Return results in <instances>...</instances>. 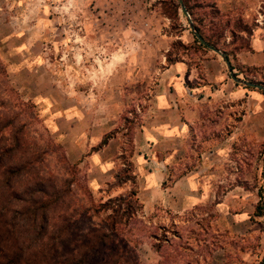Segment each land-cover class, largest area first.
<instances>
[{
  "label": "rangeland",
  "instance_id": "1",
  "mask_svg": "<svg viewBox=\"0 0 264 264\" xmlns=\"http://www.w3.org/2000/svg\"><path fill=\"white\" fill-rule=\"evenodd\" d=\"M171 1L179 3L0 0V123L14 120L0 133V150L19 143L4 157L3 165L18 168L32 163L30 170L25 166L12 177L13 187L20 191L40 180L60 188L61 202L50 210L51 215L65 217L75 232L66 230L57 241L59 256L64 258L89 251H77L81 246L73 239L93 230L109 232L117 216L119 233L99 246L88 264H264V216H259L258 208L264 204V92L233 81L227 67L242 97L222 96L200 111L194 129L186 130L181 140L159 138L154 150L150 139L151 151L143 150L145 157L141 156L144 162L157 151L160 159L165 157L160 149L166 151L165 189L206 162L204 173L214 198L196 211L181 214L159 205L148 211L139 198L143 181L136 175L138 137L142 132L147 137L149 129L164 122L189 123L190 103L172 111L156 106L162 72L179 62L190 66V61L201 70L205 56L216 55L194 42L187 16L180 9L177 18ZM215 1L223 14L216 23H230L223 39L226 44H237L239 38L250 44L254 39L264 41V0ZM245 25L251 35L238 34L236 41L230 31ZM123 54L128 55L126 61ZM113 57L121 61L117 70L110 66ZM249 57L258 65L230 58L234 73L245 81L264 82V56ZM100 130H107L102 141L86 147L82 136L98 135ZM107 135H111L109 142L114 140L108 155L111 149L119 155L115 169L101 174L91 156L109 144L101 146ZM3 174L2 170L0 185L5 184ZM126 178L134 183L127 179L123 184ZM132 191L137 197L130 207L126 202L105 205ZM225 198L226 227L220 221L224 205L219 203ZM237 215L252 222L256 232L250 236L248 228L235 229ZM17 218L24 224L25 217ZM47 233L37 240L33 231L19 229L14 237L29 246L25 259L43 257L52 243V228ZM12 252L16 250H7Z\"/></svg>",
  "mask_w": 264,
  "mask_h": 264
},
{
  "label": "crops",
  "instance_id": "2",
  "mask_svg": "<svg viewBox=\"0 0 264 264\" xmlns=\"http://www.w3.org/2000/svg\"><path fill=\"white\" fill-rule=\"evenodd\" d=\"M251 47V51L240 53L237 58L243 65L257 66L258 64L249 55L263 57L264 41L254 39ZM210 52L214 51L210 50ZM215 54L208 53L205 56V59L202 61L201 70L192 65L191 61L190 66L188 62H179L166 67L161 74L160 84L157 86L156 106L172 111L180 107H188L187 103H190V110H186L187 114L185 112L189 123L182 122L180 124L178 119L174 121V124L173 122H164L157 128L153 127L155 128L154 130L149 129L150 133L147 137L144 135L145 132H142V135L136 141L138 145V156H136L138 157V159L136 158V166L138 168L136 175L143 181L139 198L142 200L144 208L148 211L152 210L154 206L159 205L181 214L188 210L196 211L199 206L208 204L214 198L213 186L208 178V174L204 173L208 168L206 162L198 163L188 173L179 177L170 188L165 189L164 183L169 177L168 154L163 155V152L166 151L160 149L159 154L165 156L160 159L158 158L157 151H152L153 158L147 159L144 162L141 161V156L145 157L142 154L143 150L147 149L151 151V147H149L150 139L154 140V142L151 141L153 145L150 144L153 149L157 147V140L159 138H164V140L171 138H175L172 140H181L186 130L194 129L195 124L200 119V111L205 106H212L218 102L222 96L227 94L232 100L242 97V90L228 77L225 60L219 54ZM127 56L123 54L122 59L126 61ZM120 63V60L117 61L113 57L110 65L113 66L112 70H117V66ZM200 72L202 73L201 76ZM107 130L110 131L112 129ZM106 131L100 130V134L98 135L86 134L82 136L83 140L84 138L87 140L86 147H88V144L91 147L98 145L102 141ZM113 142L114 140L110 141L104 149L95 152L91 156L92 161L101 174H107L115 169V158L119 153L115 152L116 149H111L112 155H108L107 153L108 149L112 147ZM113 154H115L114 157ZM93 184H96L98 189L102 188L97 181ZM219 203L224 205L220 221L223 220L226 227V198L223 202ZM218 210L221 212V209ZM234 222H236L235 229L246 230L248 228L250 236L253 232H256L253 228V223L250 222V224L245 216L237 215L234 217Z\"/></svg>",
  "mask_w": 264,
  "mask_h": 264
},
{
  "label": "trees",
  "instance_id": "3",
  "mask_svg": "<svg viewBox=\"0 0 264 264\" xmlns=\"http://www.w3.org/2000/svg\"><path fill=\"white\" fill-rule=\"evenodd\" d=\"M184 3L192 20L196 24L197 31L209 45L219 49L223 53H226L229 60L231 57L237 58L240 53L252 50L251 44L247 43L246 39H238V34L245 35V38H248V36L251 35V33L247 30L246 25L244 29H234L230 31L232 36L236 38V41L238 39L239 42L237 44H234L233 42L232 44L230 43L231 45H228L224 42V35L227 28H229L230 23L224 25L216 23L215 19L223 14L215 0H184ZM171 4L174 15L178 18L181 9L180 3L171 1ZM198 10L201 12L198 13ZM164 14L172 17V15L167 13V11ZM191 33L194 36V42L196 44L202 48L208 49L200 43L193 32ZM233 45H235V47L232 48L231 46ZM259 83L264 84V82ZM9 122L14 123V120H10ZM12 123H7V125H2L0 123V133L2 132V129H9V126H11ZM110 139L111 135H107L101 143V146L107 145ZM18 146L19 143L17 147ZM17 147L12 146L4 152L0 150V173L3 170V176L5 177V184L0 185V252L2 253L0 255V264H22L25 260L28 264H38V261H41L42 264H88V261L92 258V254L97 251L99 246L102 244H109L108 239H112L114 236H117L119 229L116 224L120 222V219L117 216L112 218L113 221L110 223L109 232L98 233L99 231L93 230L90 231L88 235L78 237V239H73L72 242L74 244L81 246L80 248H75L77 251L84 248L89 251H86L78 257L73 255L65 256L66 258H64V256H59L58 251L61 249V246L57 244L58 239L61 238L63 232L66 230L68 233H75L70 223L64 219L65 217L61 215L57 216L56 212L51 215L52 213L50 212L53 207H59L62 198L61 190L54 184L48 187V184L44 180H40L34 184L33 188L28 187L22 191L14 188L11 182L12 177L17 173H22L25 166H27V170H30L33 167L32 163L22 165V167L18 168L15 166L5 167L3 165L4 157L12 153ZM67 166L74 168V166H70L69 164H67ZM127 179L128 181L134 183L133 179L126 178L123 181V184L127 183ZM133 197H137L135 191H132L127 196L123 195L115 199H110L105 205L109 206L110 204L116 203L117 206V203L119 202H126L130 207L132 205ZM263 206L264 204L262 206L259 205L258 207L261 211L259 216H264ZM113 212L117 214L118 211L114 209ZM10 214H13L11 219H9ZM17 215H20L22 218L25 217L27 221L25 220L24 224H20L21 220H18ZM51 228L52 233L50 234L49 241L52 243H49V245L46 246L48 251L44 253L43 257L39 260H37V257L33 256L29 259H25L24 253L26 249H29V246L27 243L21 242L14 237L17 233H19V229H27L31 232L33 231L37 234V240H42ZM74 237H76V235ZM11 248H14L16 252H12V255L7 254V250ZM74 250L73 253H76ZM114 264H117V262Z\"/></svg>",
  "mask_w": 264,
  "mask_h": 264
},
{
  "label": "water",
  "instance_id": "4",
  "mask_svg": "<svg viewBox=\"0 0 264 264\" xmlns=\"http://www.w3.org/2000/svg\"><path fill=\"white\" fill-rule=\"evenodd\" d=\"M179 3H180V7H181L182 12L187 16L189 27H190L191 31L194 33L195 37L200 41L201 44H203L209 50L214 51L215 53L219 54L225 60L228 72H229L231 78L233 79V81H235L238 84H244L247 87H252V88H256V89H260V90L264 91V84H259V83H254V82L242 80L234 73V69H233V66L231 64V61L228 58V55L226 53H223L219 49L214 48L213 46L209 45L205 41V39L202 37V35L197 31L196 24L192 20L190 13L188 12V10L185 6L184 0H179Z\"/></svg>",
  "mask_w": 264,
  "mask_h": 264
}]
</instances>
